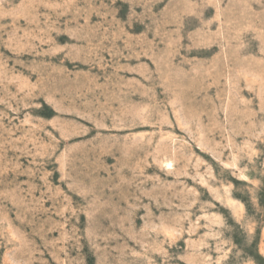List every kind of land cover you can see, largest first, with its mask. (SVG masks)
Segmentation results:
<instances>
[{
	"label": "rangeland",
	"instance_id": "374dc122",
	"mask_svg": "<svg viewBox=\"0 0 264 264\" xmlns=\"http://www.w3.org/2000/svg\"><path fill=\"white\" fill-rule=\"evenodd\" d=\"M0 264H264V0H0Z\"/></svg>",
	"mask_w": 264,
	"mask_h": 264
}]
</instances>
